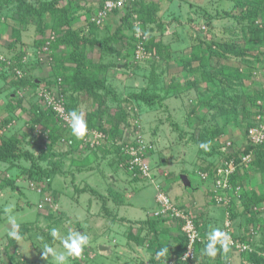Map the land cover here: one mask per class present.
<instances>
[{"label":"rangeland","instance_id":"374dc122","mask_svg":"<svg viewBox=\"0 0 264 264\" xmlns=\"http://www.w3.org/2000/svg\"><path fill=\"white\" fill-rule=\"evenodd\" d=\"M43 1L51 0H26L28 4L34 6ZM123 1V7L116 10L118 13L115 15L113 10L101 25L95 22L97 13L88 18L85 9L90 5H84V10L74 11L72 28L82 29L88 37L98 39L99 42L112 36L121 25L125 10L131 13L135 10L134 4L137 0ZM63 2L68 3L69 0ZM154 2L159 3V0ZM160 4L161 28L156 24L151 25L150 28L153 29L151 34L156 38L155 42L161 41L168 46L173 61L165 63L155 54L146 51L144 45L148 37L146 33L141 29L139 33L131 30L128 25L123 26L122 34L125 37L133 35L141 44L135 49V55L131 56L134 69H126L124 66L126 59L121 57L126 52L121 55L120 52H114L113 55L106 52L103 55L99 44L91 50L87 48L85 52L86 58L93 64L101 61L118 64L119 71L111 69L107 78L111 82L110 90L115 89L116 93L122 94V100H125L129 93L147 87L148 94L159 97L154 98L153 104L149 106L131 102L124 104L122 107L126 108L129 122L128 126H125L117 121L119 114L117 104L112 102V96H107L106 102L109 107L107 114L112 117L110 126L107 123L106 127L108 132H111L110 137L99 131L105 126L107 116L101 118L98 115L86 135L82 139L76 138V149L68 146V139L72 136L70 126H64L62 121L58 120L60 133L64 136L62 144L56 146V151H59V154L70 152L65 157L58 155L56 158L60 170L51 180L53 188L58 193L53 188L48 192L45 184L37 185L30 180L29 162L23 160L8 164L0 162V185L4 186L0 189V264H57L51 256L44 259L42 248L47 244L57 253L65 252L60 238L70 231L86 234L89 237V244L79 257H70L66 264H146L143 261L145 255L141 254L139 246L148 254H152L156 249V247L147 248L149 239L153 238L148 226V221L151 219L159 223L157 227L159 231L165 232L160 239L170 247L168 251L171 254H174L183 238L187 240L185 252L187 251L189 236L185 227L189 222L188 228L196 232L193 257L183 260L184 252L180 259H175L170 264H202L205 260L207 234L213 228H219L231 237L229 251L227 253L221 251L220 257L227 264H244V254H246L244 251L260 253L258 248H262L264 244V204H258L253 209L256 227L249 226L248 232L244 218L240 215L243 207L237 198L239 193L226 202L227 205L215 202L206 194L208 189L214 190L215 186L202 179V177L207 178V175L200 171L201 166L207 163L217 164L218 167L222 156L219 153H225L229 148L227 145L244 150L246 145L251 144L252 141L245 134L249 120L239 117L237 128H230L224 135L218 136L210 144V149L202 153L199 152L197 143L200 134L206 136L208 131H217L222 125L220 118L215 115V110L202 105L203 100H208L219 86L209 84L205 91L204 85L201 84L199 91L192 89L176 96L174 93L165 92L168 84H184L186 80L198 79L201 74L197 63L192 64L194 73L188 76L174 60L187 54H196L199 49L203 50L202 48L207 45L229 42L233 38L238 39L235 41L236 44H242L241 26L237 20L231 17L220 19L222 16L228 17V14L234 11L235 2L234 0H171L170 2L163 0ZM16 13L17 4L13 0L0 2V143L10 138L20 139L22 150L32 153L37 158L40 153L38 143L48 140L51 133L48 127L32 125L35 107L41 112L49 109L42 98L48 90L43 83L56 84L49 91L57 97V108H63L70 97L77 99V112L83 115L85 121L91 111L99 107L105 111L106 106H100L98 101L87 99L86 96L80 97L70 87L61 84L62 71L68 69L65 66L59 67L51 54L43 53L48 52L51 48L49 44L55 38L51 30L54 22L50 16L45 19L49 27L44 36L47 43L45 42L42 51L36 46V41L42 37L35 25H28L22 29L21 42L16 44L15 51L8 48L12 41V27H18V24L11 19L16 17ZM209 14L217 16L213 28L210 29L206 22ZM132 18L135 20L134 25L139 28L140 21L137 15L133 14ZM92 23L96 25V29L90 35L88 30ZM134 47H136L135 43ZM108 48L120 51L113 43H109ZM128 49L130 52L129 43L126 47V50ZM61 51L60 48L54 51L57 57L62 53ZM49 52L53 54L51 50ZM20 53L24 54L22 66L16 67L15 57ZM255 53V50L248 52L249 58ZM227 56L219 60L220 63L215 62L217 59L213 60L212 66L213 69H217L216 66L224 64L234 70L238 69L241 78L232 80L225 93L227 98H241V104L237 106L238 111L241 112L242 103L245 102V106L248 107L247 99L250 98L249 95L254 94L255 89L264 90V65L255 67L251 59H242L229 54ZM146 57L156 59L155 64L152 65L153 62L149 60L145 61ZM152 69H155L158 76L155 79L151 74ZM209 72L216 75L218 70ZM68 74H72V71ZM34 78L45 82L36 89L12 86V83H18L20 80L28 81ZM257 105L261 106L263 112L264 102L258 101ZM262 118L264 119V116ZM263 119L261 121L254 117L253 123L259 125L264 122ZM64 120L69 121V117ZM115 125H120L119 128L116 127V132L113 131ZM93 133H100L102 136L96 138ZM140 141L151 151H144V158L140 161L142 166L148 167L150 174V178L144 180L143 185L140 181L137 183L132 180L130 176H133V170L130 165L118 161L114 149L117 144L128 146L131 142ZM110 150H115L113 156L106 155ZM250 156L252 161L254 154ZM251 163L246 167L249 171H252ZM41 164L54 166L47 160L42 161ZM78 164H82L85 170L77 171ZM86 166L93 168L92 172H86ZM70 172L74 173L75 181L69 176ZM76 175L79 176L76 178ZM141 176L144 175L139 177ZM180 176H186L190 186H183ZM252 176L254 183L248 185L247 193L257 194L261 193V190L263 192L264 174L261 178L257 173H252ZM112 189L116 193L127 190L136 195L138 192L142 197L136 196L128 202L125 201L127 205L123 207L120 200L114 201L115 199L110 195ZM163 196H166V200H170V206L172 205L176 212L170 210L169 213L164 214L160 205ZM230 204L234 205L238 212L236 213L239 214L234 219L230 214ZM6 207L11 209L10 213H5ZM8 214L15 215L20 224L19 231L24 232L23 238L13 246H7L10 241L7 233L11 230V225L7 221ZM133 220L137 221L133 222ZM52 229L58 230L56 238L51 235ZM248 234L251 238H247ZM100 247L106 249L101 251V254ZM262 253L260 257L264 259V251ZM214 262V259L211 260V263Z\"/></svg>","mask_w":264,"mask_h":264},{"label":"trees","instance_id":"16d2710c","mask_svg":"<svg viewBox=\"0 0 264 264\" xmlns=\"http://www.w3.org/2000/svg\"><path fill=\"white\" fill-rule=\"evenodd\" d=\"M2 1L7 0H0V2ZM13 1L17 4V15L16 17L11 19L18 24V27H12V41L9 44L8 48L12 51H15L16 44L21 42L22 29L28 25H35L36 30L42 37L40 40L36 41V46L42 51V47H44L47 43L44 36L46 34L45 32L47 27H49L48 25H46L45 19L47 16H50L51 18H53L54 22L51 26V30L55 35V38L54 40H52V42H50L49 45L51 48L48 50V52L43 53L51 54L52 57L55 58V62L59 65V67L65 66L68 69V71H62L61 81L63 83L61 84L66 87H70L72 90L77 92L80 97L86 96L87 99L91 98L93 101H98V104L100 106H106L105 111H102V109L99 107V109L91 111L89 116H87V130L89 128H92V126L94 125V120L98 115L101 118L107 116V121L104 124L105 126H102L99 131L103 135L106 134L108 137H110L111 132H108L106 127L108 124L110 126L112 117H109L110 114H107V96H112V102L117 104L119 108L117 121H120L125 126H128L129 122L126 116V108L125 106L122 107L124 104L127 105L131 102L133 104L138 103L139 105L144 104L146 106H149L153 104L154 98L158 97L155 94H148V88L145 87L140 91L135 90L129 93L127 98H125V100H122V94L116 93L115 89H113L114 91L110 90L111 82H109L110 80L107 78L108 73L111 69H115L116 72L119 71L117 69L118 64H114L113 62L105 63L102 61L98 64H93L86 58L85 52L87 48L91 50L96 46V44H99L100 52H102L103 55L106 54V52L112 55L114 52H120V55L126 52V54L121 57L122 59H126L124 66L126 69H134V67H132L133 61L131 60V56L135 55V49L138 47L139 41H137L133 37V35L125 37V35L122 34V29L123 26L128 25L131 30H136L137 27L134 25L135 20L132 18L133 14H136L138 21H140L139 29L145 32L148 36L146 43L144 44L145 50L150 52V54H155L157 58L164 60L165 63L173 61L170 58L171 51L168 46L164 45L161 41L155 42L156 38L151 34L153 32V29L150 28V26L153 24H160V2L163 0H159V3H155L154 0H137V2L134 4V12L131 13L130 11L125 10V14L121 18L122 23L117 28L115 33L100 42L98 39L88 37L82 29L72 28L73 14L74 11L84 10L85 6L90 5L88 9L86 8L87 10L85 9V14L88 16V18H90V16L95 15L96 13L98 14L105 2L109 0H69L68 3H64L63 1L65 0H51L49 2L43 1L36 6H34L33 4H28L26 0ZM170 1L171 0H168V2ZM234 2V11L228 14V17L222 16L220 19L231 17L234 20H237L238 24L241 26L240 39L242 40L243 46L242 44H236L237 42L235 41L238 39L233 38L234 40H229V42L213 43L207 45L205 48H202L203 50L199 49V52L196 54H187L174 60L177 66H181L182 72H184L188 76H190V73H194L192 64L197 63L198 71L201 72V74L198 79L196 78L193 81L186 80L184 84L170 83L166 86L165 89V92L167 94L174 93V96H176L182 92H186L192 89L195 91H199L201 89V84L204 85L203 89L205 91L208 89L209 84H216L219 86V89L214 92L208 100H203L202 105L208 106L209 108L215 110V115L220 118L222 125L217 131H208L206 136L202 135L201 133L199 140L197 141L198 145L201 142H208L209 144H212L215 139L218 138V136L224 135L227 131H229L230 128H237L239 124V117H243V119H246V121H250L253 118V120H251L250 122L248 121V124L246 126L245 134L247 136L248 131L255 126V124L253 123L254 117L256 118V115L264 114V110L263 112H261V106L257 105L258 101L264 102L263 88L255 89L253 92L254 94L252 96L249 95L250 98L247 99V102L249 104L248 107L245 106V102L242 103L240 107L241 112H239L237 106L241 104V98H227L225 91L227 90V87L231 85L232 80L241 78V74L238 72V69L234 70L231 68V66L228 65L220 64V66H216L217 69H213L212 66L213 60L217 59L215 62L220 63L219 60L227 58V54L235 55L239 58L241 57L242 59H251L253 60L252 65L255 67L261 64L264 65V0H234ZM116 13H118V11L115 10V15ZM205 14L206 13L204 12V16ZM216 17L217 16H212L210 14L209 16H207L206 22L209 29L213 28V22L216 20ZM32 19L35 21H32ZM95 26L96 25L94 23L89 26L88 32L90 35L95 32ZM158 28H161V25H159ZM124 39L126 40V43ZM109 43H113L115 46L119 47L120 51L108 48ZM128 43L131 50L130 52L129 49L126 50ZM134 43L136 44V47H134ZM59 48L62 50V53H60L59 57H57V55L55 54L56 52L54 51ZM50 50L51 52H53V54L49 52ZM251 50H255L256 53L251 54L252 58H249L248 52L251 53ZM23 56L24 54L20 53L15 57L16 67L22 66V61L24 58ZM147 60L153 62L152 65H154L156 62V59H149L148 57H146L145 61ZM211 70H218V72L216 73V75H213L211 72H209ZM69 71H72V74H68ZM151 71L154 79L157 78L158 76L155 73V69H152ZM172 81L173 79L171 80V82ZM43 82L45 81H40L34 78L33 80L28 81L20 80L18 83H12V86H23L30 89H36L41 86V83ZM43 85H45L48 90H51L52 87L56 84L43 83ZM77 104V99L70 97L68 102L64 104V108L67 114L72 111L77 112ZM58 120L60 121V119L56 115V112H54L52 109H47L41 112L39 111L38 107L34 108L32 125H42L46 128L48 127L51 132L48 136V140H43L45 141L44 144L42 143L43 141H41L40 144L38 143V149L40 150V153L37 158L32 153L22 150V140L20 139L10 138L8 141L0 143V162L5 164L21 160L29 162L30 170L28 171V173L30 180L37 185L45 184V189L48 190V192L52 189L51 178L58 174L60 170V165L56 162V160L58 159H55L59 155L56 153V146L62 144L61 141H63L64 134L60 133ZM117 126L118 125H115L113 131L116 132ZM68 143V146H72L73 144L77 143L76 137L72 135L71 138L68 139ZM139 145V142H131L128 144V146L135 149H137ZM115 147V156L117 157L118 161H123V163L129 165V162L132 160V158L124 154L123 150L125 146H123L122 144H117L115 145ZM144 149L146 152L150 151V149H147L146 147H144ZM199 152L203 153L204 150L199 148ZM69 153L70 152L66 153L65 155ZM249 153H252V155L254 154V158L251 161L252 163L250 165V167H252V171H249L248 168L246 169L244 166H241V156ZM223 154L219 153V155L222 156L220 157V165L218 167L217 164L215 165L214 163H207V165L205 164V166H201L200 171L201 173L204 172V175H207V178H203V174L201 177L202 179L207 180L206 182H209V184H211L212 186H215L216 180L219 178L217 171L218 168L224 166L225 162L234 161V163L237 165V168L235 172L229 176L228 183L230 186H232L233 192L238 187L242 190V192L240 191L241 195L239 200L242 203L243 210L240 215H242V217L244 218L247 231L249 232V226H251V228L256 227V223L254 222L255 212L253 209L258 204H264V190L263 192L261 190V193L257 194L255 192H251L250 194L247 193L248 185H252V183H254L252 182V180H254L253 176L251 177L252 173L259 174L260 178L264 174V143L260 145H246L244 150L234 149L233 147H231L228 148V150ZM63 155L64 154L59 156ZM46 160L50 163H53L54 166L50 167L49 164V166H43L41 162H44ZM140 175L141 174L140 172H138L137 168H134L133 176L130 177L133 181L135 180L136 182H143L144 180L147 181L143 176L139 177ZM3 187L4 186L0 185V189H2ZM212 192L213 189H208V191H206V194L208 196H211L212 200H214V194ZM227 193L228 192H221L220 195L225 196ZM230 205V214L234 219L238 217L239 214H237L238 212L234 208V205ZM179 209H181L180 206ZM148 225L152 231L153 236V238H150L148 241V248L153 249V247H156L154 251L155 255L148 262V264H169L175 259H180V257L186 250L187 240L183 238L179 242L180 244H178V248L175 249L174 254H171L169 253V251H167L165 255L161 257L157 253L161 249L166 248L169 250L170 248L165 242L160 239V236L164 235L165 232L159 231L157 229L159 223L154 219L149 220ZM19 233L22 239L24 236V232L19 231ZM249 234L247 235V238H251ZM17 242V240L10 238L7 246H13ZM217 247L219 248V245ZM258 250L260 252L259 254L256 252H245L246 254H244V264H264V259L260 257V255L263 254L262 252L264 251V244L262 245V248H258ZM221 251L222 250H219L215 257H209L205 255V260H203L204 262H202V264H213L211 263V260L213 259L215 261L214 264H227L226 261L222 260L223 258L220 259V257L222 256ZM217 258L219 259L218 261Z\"/></svg>","mask_w":264,"mask_h":264},{"label":"built area","instance_id":"2783aa9c","mask_svg":"<svg viewBox=\"0 0 264 264\" xmlns=\"http://www.w3.org/2000/svg\"><path fill=\"white\" fill-rule=\"evenodd\" d=\"M124 5V1L123 0H117V1H113V0H109L106 1L104 4V7L98 12L96 18H95V22L97 25H101V23L108 17L109 13H111L113 10H117V9H121ZM141 44H138V47ZM44 103L47 104V107L49 109H52L54 112H56L57 117L62 121L63 125L66 126H70L71 123V118L69 116V114H67V112L65 111V108H57V97L53 94V92H50L49 90H47L45 92V94H43L42 96ZM59 107V106H58ZM264 116V114H259L258 116H256L257 120H261L262 121V117ZM69 117V121L64 120L67 119ZM264 120V119H263ZM260 121V122H261ZM94 136L96 138H100V136H102L100 133H93ZM248 138L252 141L250 142L253 145H260L264 143V122L260 123L259 125L256 124L254 127H252L249 131H248ZM139 147L137 149L130 147V146H125L124 148V154L128 155L132 158V160L129 162L130 168L131 170H133L134 168H137L138 172H140L141 175H144V179H148L150 178V174H149V169L146 166H142L141 164V159L144 158L143 154H144V146L142 144V142H139ZM94 145H96L94 143ZM229 148H231V145H227ZM226 146V147H227ZM96 147V146H95ZM252 153L249 154H245L241 156V166H244L245 168L248 167V165L251 163V156ZM237 168V165L234 163V161H228L224 163V166L219 167L218 168V179L216 180V184H215V188L213 190V199L215 202H219V203H225L229 202L230 199L234 198V195L237 196L236 194L239 193V197L237 196V198H240V188L238 187L234 192L232 190V186L229 185L228 183V179L229 176L231 174H233L235 172ZM224 193V192H228L225 196L220 195V193ZM219 200V201H218ZM160 205H162V209L164 211V214L169 213L170 210L173 212H176L177 210H175L173 208V206H170V200H166V196H163V199L160 200ZM172 207V209H171ZM172 213V212H171ZM186 222V221H184ZM190 224V222H189ZM189 224L186 225V232L188 233L189 236V245L187 248V251L184 254L183 260H187L189 258L193 257V246L195 243V238H196V232L193 229H189L188 226ZM194 227V226H193ZM247 252V251H244ZM170 264V263H169Z\"/></svg>","mask_w":264,"mask_h":264},{"label":"clouds","instance_id":"9594fccd","mask_svg":"<svg viewBox=\"0 0 264 264\" xmlns=\"http://www.w3.org/2000/svg\"><path fill=\"white\" fill-rule=\"evenodd\" d=\"M136 31L139 33L140 29L137 28ZM71 118L70 128L71 134L78 139H82L87 133V123L82 114L76 111L69 113ZM198 147L205 151L210 149V144L208 142H201ZM11 209L6 207L5 213H10ZM7 221L11 225V230L7 233L8 237L19 241L21 235L19 233L20 224L17 222L15 215L8 214ZM51 235L53 238L58 236V230L52 229ZM231 237L219 228H213L207 234V243L204 248V254L209 257H215L219 250L227 253L229 251V244ZM60 242L65 249V252L57 253L55 249L49 245H44L42 248L44 259L51 256L57 264H66L70 257H79L84 248L89 244V237L86 234H81L79 231H70L66 236L60 238ZM219 245V248L217 247ZM168 249H161L157 254L161 257L165 255Z\"/></svg>","mask_w":264,"mask_h":264},{"label":"crops","instance_id":"0c3cea01","mask_svg":"<svg viewBox=\"0 0 264 264\" xmlns=\"http://www.w3.org/2000/svg\"><path fill=\"white\" fill-rule=\"evenodd\" d=\"M73 147V149H76L77 148V143H75V144H73L72 145ZM114 151L115 150H110V151H107L106 152V155H110V156H113V153H114ZM59 152V151H58ZM57 151H56V153L57 154H59ZM61 154H59V155H62V154H64L63 155V157H65L66 155H65V153H62V152H60ZM57 158V157H56ZM55 158V159H56ZM77 164V163H76ZM76 164H73V165H76ZM78 169H77V171H84L85 170V167L83 168V166H82V164H78ZM86 172H92V170H93V168H90L89 166H86ZM68 173V172H67ZM69 176L72 178H74V181H75V175H74V173L73 172H70L69 173ZM79 176V175H78ZM77 175H76V178L78 177ZM114 182H115V179H114ZM134 182H136L135 180H134ZM138 183V182H137ZM144 184V182H141V184ZM142 184V185H143ZM89 187H90V185H89ZM52 188H53V184H52ZM53 190H55L54 188H53ZM83 190V189H82ZM56 192H57V190H55ZM85 191H83V193H84ZM58 193V192H57ZM111 193V194H110ZM110 195L113 197V199H115L114 201H118V200H120V202H122L123 203V207L125 206V205H127V203L126 202H128L130 199H132L133 197H142V194H140V193H138L137 192V194L136 195H134L131 191H127V190H125V192H123V193H120V192H115L114 191V189H112V190H110ZM130 193H131V195H130ZM125 197H126V199H125ZM121 199H122V201H121ZM126 201V202H125ZM117 203V202H116ZM138 208H140V207H138ZM92 216V215H91ZM131 222V220H125V222ZM134 221H137V220H133V222ZM149 226V225H148ZM165 235V234H164ZM115 244H116V241H115ZM147 248H148V246H147ZM141 249H143L142 247H140L139 246V250H140V252H141V254H143V255H145V257H144V262L146 263V264H148V262L154 257V255H155V252H153L152 254L151 253H144V251L143 250H141ZM103 253V252H102ZM100 254H101V252H100ZM146 258V259H145Z\"/></svg>","mask_w":264,"mask_h":264},{"label":"water","instance_id":"95a60500","mask_svg":"<svg viewBox=\"0 0 264 264\" xmlns=\"http://www.w3.org/2000/svg\"><path fill=\"white\" fill-rule=\"evenodd\" d=\"M180 180H181L183 186H185V187L190 186V182L186 178V176H183V177L180 176ZM103 250H106L105 247H100V252L103 251Z\"/></svg>","mask_w":264,"mask_h":264}]
</instances>
